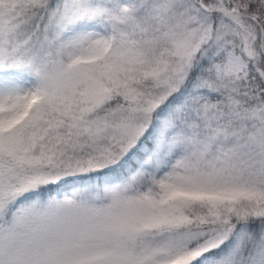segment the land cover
<instances>
[{
  "label": "snow or ice",
  "instance_id": "snow-or-ice-1",
  "mask_svg": "<svg viewBox=\"0 0 264 264\" xmlns=\"http://www.w3.org/2000/svg\"><path fill=\"white\" fill-rule=\"evenodd\" d=\"M0 264H264V0H0Z\"/></svg>",
  "mask_w": 264,
  "mask_h": 264
}]
</instances>
